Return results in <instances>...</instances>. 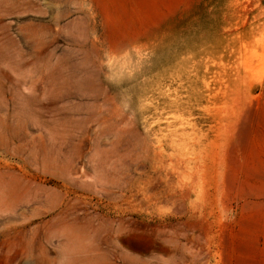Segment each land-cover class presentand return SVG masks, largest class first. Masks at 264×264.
Instances as JSON below:
<instances>
[{
	"label": "rangeland",
	"instance_id": "1",
	"mask_svg": "<svg viewBox=\"0 0 264 264\" xmlns=\"http://www.w3.org/2000/svg\"><path fill=\"white\" fill-rule=\"evenodd\" d=\"M89 244L264 264V0H0V264Z\"/></svg>",
	"mask_w": 264,
	"mask_h": 264
},
{
	"label": "bare ground",
	"instance_id": "2",
	"mask_svg": "<svg viewBox=\"0 0 264 264\" xmlns=\"http://www.w3.org/2000/svg\"><path fill=\"white\" fill-rule=\"evenodd\" d=\"M99 245L100 244H89V247H87L85 249V252H84V254H86V256H84V254L82 256L83 257V261L85 260V262L87 261V263L91 262V264H95V263L96 264H102V263H100V261L104 263L105 260H106L107 255H106V253H100V251H99ZM132 247L135 248V245L133 244ZM169 255L172 256L173 253H172V255H171V253ZM79 257H80V255H79ZM118 257L121 258V259H123V260H128L131 263H133L135 261V258L132 255H126V254L121 253V254L118 255ZM81 264H83V262Z\"/></svg>",
	"mask_w": 264,
	"mask_h": 264
}]
</instances>
